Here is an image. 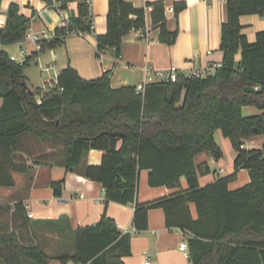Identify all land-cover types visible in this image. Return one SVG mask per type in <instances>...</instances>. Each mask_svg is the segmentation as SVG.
Here are the masks:
<instances>
[{
	"label": "trees",
	"instance_id": "1",
	"mask_svg": "<svg viewBox=\"0 0 264 264\" xmlns=\"http://www.w3.org/2000/svg\"><path fill=\"white\" fill-rule=\"evenodd\" d=\"M165 1H149L147 7L152 8L159 40L172 45L178 29L168 27ZM173 8L178 16L186 3L175 1ZM89 11V3L79 0L77 14L41 41V51L63 46L68 31L93 33ZM227 11L220 46L223 60L213 74L196 77L178 70L176 81L150 82L143 94L133 85L113 87L112 71L86 79L71 64L59 72L58 84L48 92H31L25 86L24 69L41 51L20 64L2 49L0 186H14V173L28 174L39 165L77 169L88 151L104 150L102 162L86 165L83 173L104 186L108 202L135 205L137 230L148 228L150 209L162 208L166 226L186 234L192 264H264V146L244 145L246 139L264 135V30L252 42L241 21L243 15L264 16V0H227ZM146 12V7L126 0H108L107 30L96 35L98 54L114 50L121 57L123 38L133 30L146 29ZM30 22L21 6L11 3L6 24L0 27V43L22 41ZM246 105L257 106L262 113L244 115ZM68 106L79 108L75 117L62 115ZM218 129L237 152L234 172L201 185L199 175L212 169L207 162L197 163V156L203 152L216 160L224 156L215 138ZM244 168L250 171L251 182L230 189V182ZM143 169L149 170L150 186L179 190L139 202ZM182 177L188 181L187 188L182 187ZM64 183L53 181L56 196L62 195ZM191 203L196 205L197 217ZM78 233L77 252L61 257L63 264L71 260L126 264L123 257L132 254V235L122 234L107 214L95 225L80 227ZM0 257L5 264H49L50 256L40 247L21 202L0 206Z\"/></svg>",
	"mask_w": 264,
	"mask_h": 264
},
{
	"label": "crops",
	"instance_id": "2",
	"mask_svg": "<svg viewBox=\"0 0 264 264\" xmlns=\"http://www.w3.org/2000/svg\"><path fill=\"white\" fill-rule=\"evenodd\" d=\"M136 7H146V29L144 34L133 30L123 38L122 55L117 58L114 50L98 54L97 34L107 30L108 0H91L95 14L94 32L86 36H68L66 43L51 51V62L47 67H57L59 72L71 64L86 79H94L106 71H112L111 83L117 88L126 85L137 86L147 78L152 81L161 80L156 70H168L176 67L179 71L189 74L196 69H203L212 64H221L223 52L220 49L222 40V24L227 20V0H166L167 24L170 30L178 29L177 39L169 45L159 40V28L154 26L149 1L126 0ZM175 1H184L186 8L178 16L174 11ZM21 6V11L34 18V28L54 31L63 25V17L47 7L44 0H2L0 6V27L6 24L8 8L11 3ZM79 0H71L68 14H77ZM244 32L250 41H255L259 30H264V16L259 14L243 15ZM22 47L27 45L31 53L35 45L30 41H20ZM11 55L8 46L3 45ZM5 47V48H4ZM23 49V48H22ZM55 49V48H53ZM22 51V50H21ZM58 72V74H59ZM28 78V77H27ZM28 83V81H27ZM29 85V83H28ZM30 86V85H29ZM32 89V88H31ZM39 99V98H38ZM0 98V108L2 105ZM244 115H256L262 110L254 105L243 106ZM224 156L216 160L203 152L196 158L197 163L207 162L211 173L200 174L201 185L209 184L219 177L234 172V161L237 152L229 138L224 137L218 129L215 133ZM122 141L118 143L120 147ZM246 148L264 146V135H257L245 140ZM104 150L88 151L79 168L68 170L64 166L39 165L28 174L14 173L16 184L11 187L0 186V206H15L23 203L28 217L33 224L38 243L42 250L50 256L49 264H63L61 257L73 256L77 252L78 229L98 223L104 214L113 218L118 230L132 235V254L123 257L126 264H192L190 256L180 248L187 239L186 234L178 229L166 226L165 213L162 208H152L148 213V228L137 230L133 224L134 204H121L107 201L104 186L88 179L83 170L86 165L100 164ZM64 180L61 196H56L53 181ZM149 170L140 172L138 201L147 202L167 196L179 188L168 186L152 187L148 183ZM251 182L248 169H241L229 184L230 189H238ZM183 188L188 187L185 177L181 178ZM192 213L198 216L196 205L190 204ZM14 208L12 209V211ZM29 212L33 216H29ZM2 263L4 261L0 257ZM149 261V263H147ZM75 263L73 260L68 264Z\"/></svg>",
	"mask_w": 264,
	"mask_h": 264
},
{
	"label": "built area",
	"instance_id": "3",
	"mask_svg": "<svg viewBox=\"0 0 264 264\" xmlns=\"http://www.w3.org/2000/svg\"><path fill=\"white\" fill-rule=\"evenodd\" d=\"M44 1L46 2V5L48 8L53 9L54 11H56L63 17V25H67L70 22V18L72 15L68 14L67 11H68L69 4L71 1L69 0H44ZM86 1L89 3V7H90L89 16H90L91 22L94 25L95 14L92 9V3H91V0H86ZM169 11H174V8L173 7L170 8ZM34 19L35 17L31 18L29 29L23 40L30 41L31 43H33V45H35V51L39 52L42 49L41 41L43 39L52 37L54 34V31H49L46 28L36 30L34 28ZM139 31L140 33H142V35H145L144 34L145 32L143 29H140ZM88 33L89 32H84V31H80L77 29L68 31L69 36L71 35L86 36L88 35ZM31 54L32 53L29 51V49L25 47L21 51L22 60L18 61L17 58L13 55H11V59L19 62L20 64H23L25 60L27 59V57ZM219 66L220 64L215 63L203 69H196L193 72L189 73V75L196 76V77H206L208 75L213 74ZM49 68L50 67H46L45 69L49 70ZM155 74L161 79H171L172 81H176L178 79V69L176 67H171L168 70H156ZM150 82H153L152 79L147 78L143 83H139L136 88L137 93L143 94L145 91L146 85ZM47 83L49 84L42 88L43 92L50 90L52 86L58 84V74L54 76L52 79L48 80ZM29 216L32 217L33 213L29 212ZM180 248L186 253V255L189 256V244H188L187 239L181 243ZM147 263H149V261H147ZM73 264H77V263H73Z\"/></svg>",
	"mask_w": 264,
	"mask_h": 264
},
{
	"label": "rangeland",
	"instance_id": "4",
	"mask_svg": "<svg viewBox=\"0 0 264 264\" xmlns=\"http://www.w3.org/2000/svg\"><path fill=\"white\" fill-rule=\"evenodd\" d=\"M27 45H24L23 47L20 44H12L8 46L9 50L12 51L13 56L17 58L18 61L22 60L21 56V50L22 48H25ZM5 48V47H4ZM3 49V46L0 45V51ZM56 50L57 52L58 47L55 49H46L45 51H41L38 56H35L31 62L25 67V75L27 78V81L30 85V88H32L34 91H41L42 88L49 83H47L48 80L52 79L54 76L58 74V68L55 69L53 67L49 68V70H46L45 68L49 65L51 60V51ZM47 90L46 92H48ZM40 99V98H39ZM77 106H68L65 107L62 111V115L67 114L69 117H75L77 115L78 111ZM225 137V136H224ZM0 263H2V260L0 258ZM5 264V263H4Z\"/></svg>",
	"mask_w": 264,
	"mask_h": 264
},
{
	"label": "water",
	"instance_id": "5",
	"mask_svg": "<svg viewBox=\"0 0 264 264\" xmlns=\"http://www.w3.org/2000/svg\"><path fill=\"white\" fill-rule=\"evenodd\" d=\"M26 88H28L29 91L32 92V89L30 88V86L28 85V83L25 84ZM248 90L254 91L256 88L254 87H247Z\"/></svg>",
	"mask_w": 264,
	"mask_h": 264
}]
</instances>
